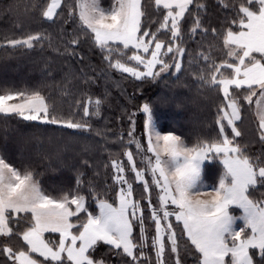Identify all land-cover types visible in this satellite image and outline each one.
I'll return each instance as SVG.
<instances>
[{"label": "snow or ice", "instance_id": "snow-or-ice-1", "mask_svg": "<svg viewBox=\"0 0 264 264\" xmlns=\"http://www.w3.org/2000/svg\"><path fill=\"white\" fill-rule=\"evenodd\" d=\"M152 3L156 17L146 11V0H110L107 7L100 0H74V4L49 0L42 17L52 23H73L64 44L68 55H77L74 49L82 37H88L109 68L136 80H155L173 70L182 73L186 45L197 43L208 29L201 20L206 6L199 0ZM217 3L226 10L234 8L237 18L228 20L223 30L219 62L210 54H199L209 74L198 79L223 95L214 134L189 146L179 135L158 130L152 107L143 104L146 147L134 137L131 116L128 132L115 137L126 160L110 159L112 183L105 182L102 191L114 193L112 202L101 198L97 185L85 186L82 174L72 189L58 196L47 194L32 171H22L0 155V238L22 241L18 249L0 243V264H108L96 255L101 245L122 258V264H168L169 259L186 264L189 256L192 264H264V0L232 6L225 0ZM62 6L67 9L66 19ZM46 42L50 44V36L37 32L6 39L0 47L33 50ZM81 78L86 85L96 82L83 69ZM84 95L86 102L77 101L72 105L76 111L65 116L39 90L2 91L0 115L89 132L104 100ZM253 106L260 144L255 154L248 142L238 139L244 135L242 114L253 111ZM96 134L108 139L107 133ZM132 145L144 167H138ZM207 162L222 166L216 183L205 182ZM133 181L143 189L140 198L134 196ZM93 205L98 213L90 210ZM234 210H242L243 215H235ZM238 220L243 223L238 225ZM181 239L186 241L183 248Z\"/></svg>", "mask_w": 264, "mask_h": 264}, {"label": "trees", "instance_id": "trees-1", "mask_svg": "<svg viewBox=\"0 0 264 264\" xmlns=\"http://www.w3.org/2000/svg\"><path fill=\"white\" fill-rule=\"evenodd\" d=\"M48 2L49 0H0V44L6 39H16L37 32L49 35L50 44H53L54 40L57 41L55 38H61L63 22L52 23L42 17V10ZM65 2L72 3V0ZM103 2L108 6L110 0ZM199 2L206 6V10L201 12V20L208 32L205 36H198L197 43L189 41L186 45L189 51L186 53L185 61H193L194 67H198L202 61L199 57L201 52L210 54L217 62L223 58L220 54L223 30L229 26L228 20L237 18L234 8L223 9L217 0ZM225 2L232 6L239 5L244 0ZM146 5L149 15L156 17L152 0H146ZM62 10L66 19L67 9ZM72 28L71 21L63 24L66 38H70L67 33H70ZM212 29H216L217 32L213 33ZM88 41L87 37H82L81 44L75 48V51L79 52L77 56H70L64 51L60 52L61 56H54L47 42L39 50L0 47V92L39 90L55 105L57 112L65 116L76 111L72 105L77 101L81 104L86 102L85 93L93 99L104 100L101 115L90 121L92 130L89 132L0 115V154L14 167L22 171L25 168L32 171L42 190L47 194L58 196L61 192L72 189L76 177L82 174L85 186L88 182L97 185L101 198L112 202L114 193H104L102 189L105 182L109 185L112 183L113 170L108 165L110 159L119 157L122 149L121 144L115 142V137L117 134L128 132L131 114H137L139 126H142L141 119L145 118V114L141 113L142 106L148 103L152 107L159 129L164 133L179 135L191 146L198 138L209 133L214 134L217 128L216 113L218 106L223 103V96L212 94V90L202 87L204 82L198 79L202 75L199 70L192 74L191 90L184 92L164 94L168 86L174 88L179 81L173 78L154 86L148 80L133 82V87L119 89L115 94H107L106 98L105 94H96V89L93 94V87H98L100 83L101 72L106 75L107 69L98 56V49L93 48ZM60 42L62 43V40ZM195 61L198 62L197 65ZM202 63L205 64L203 61ZM81 69L95 78V84L86 85L82 82ZM39 85H45L46 90L40 89ZM89 85L91 90L86 92ZM185 85L190 87L188 83ZM246 112L242 114L243 124L248 119ZM98 131L107 133L108 139L97 135ZM238 139L244 141L243 137ZM259 149L258 141L249 145V150L253 154ZM221 173L222 168L218 162H207L203 174L205 182L209 184L218 182ZM82 194L88 195L86 190ZM90 210L98 212L95 205ZM145 215L147 216V212ZM53 238L55 239V236ZM0 243H7L14 249L22 246V241L18 238L8 240L0 238ZM96 255L105 258L108 264H122V258L110 253L108 246L101 245Z\"/></svg>", "mask_w": 264, "mask_h": 264}, {"label": "rangeland", "instance_id": "rangeland-1", "mask_svg": "<svg viewBox=\"0 0 264 264\" xmlns=\"http://www.w3.org/2000/svg\"><path fill=\"white\" fill-rule=\"evenodd\" d=\"M74 2V0H72V3ZM101 2V5L104 6V7H107L103 0H100ZM63 8V6H62ZM61 11V10H58V12ZM44 19V18H43ZM156 25H153V28H155ZM27 36V35H26ZM20 38V37H19ZM88 38V37H87ZM162 38L164 39H167L166 36H163ZM186 38V36H185ZM57 41L54 40V43L53 44H48L49 45V49H51L53 52H54V56L56 55L57 57L58 56H61L60 52L65 51V48H64V44L66 43V40L69 39V38H66L64 36V40L62 38H55ZM62 40V43L60 42ZM88 42H90L89 44L92 45L93 48H95L96 50L98 48H96L94 46V44L92 43V41L88 38ZM223 45V44H221ZM8 47V46H7ZM42 47H36L35 49H40ZM25 50L26 48H20V47H17V50ZM68 51H73V49H69ZM75 51V49H74ZM77 54L79 53L78 51H75ZM223 52H224V49H223V46H222V49H221V55L223 56ZM53 56V57H54ZM77 56V55H75ZM98 56H100V60L101 62L105 65L107 71H106V75L105 73L101 72L100 74V83L98 85V87H93L92 89V92L93 94L95 93L94 90L96 89V94L99 93V94H115V91L119 90V89H126L127 87H133V82H138V81H141V80H136L132 77H129L128 74H121L120 72L118 71H115L111 68L108 67V65L103 61V54L101 53V51L98 49ZM50 58V57H49ZM122 61L124 58H122ZM192 63V64H191ZM191 63L189 64V62H186L184 60L183 62V68H182V73H176L174 70L171 72V73H165L163 74L161 77L155 79V80H152V79H147L148 81H150L149 83L151 85H157L159 83H165V81H170V80H173L177 78V76L180 77L179 81L176 83L175 87L172 88V87H169L167 88V92H165L164 94H174V93H177V91H181V92H184V91H187V90H191V87H192V74L194 73L195 74V71L199 70L200 73L202 75H208L209 73L207 72L206 70V66L205 64L203 65L202 61L199 63V66L198 67H194L193 66V61H191ZM195 65L198 64V62H194ZM144 81V80H143ZM185 83H188L190 87H187L185 85ZM92 85V84H91ZM138 86V85H137ZM136 86V87H137ZM202 87L208 89V90H212V94H222L218 89L216 90H213L212 87L208 86L207 84L203 83L202 84ZM39 88L40 89H43V90H46V86L45 85H39ZM91 90V86L89 85L88 88H86V92H89ZM136 90L139 91L138 88H136ZM42 94H44L43 92H41ZM223 96V95H222ZM142 113V111H141ZM246 116H248V119H246V121L244 122L245 124H242V127L241 128H244L243 130H241L244 135H243V139H244V142H248L249 145H251L252 143H257L258 141V118L257 116L255 115V111H254V106H253V111H247L246 112ZM131 118L132 120L135 121V133H134V137L136 139H139L142 144L146 147V144H147V139H146V135H145V132H144V124L146 122V115H145V118L142 120L141 119V122H142V126H139V123H138V119H137V114L134 113V115L131 114ZM153 121H154V125L156 126V128L158 130L159 127H158V124L154 118V115H153ZM131 125H129V128H130ZM161 131V130H160ZM162 132V131H161ZM164 133V132H162ZM175 134V133H173ZM177 135V134H176ZM127 136L125 135V140H124V143L127 144ZM131 149L133 150L134 152V156L137 160V163H138V167H144V165H142L140 163L141 161V156L136 152L135 148H134V145L131 146ZM125 149L122 147L121 151H120V155L119 157H115V159H121V160H126V157L123 156V151ZM1 155V154H0ZM129 175V179H132V175L130 173H126ZM146 178H149L150 180V175L146 173ZM133 186H134V196H136L137 198H140L144 195L143 193V189L141 186H139L138 183H136L135 181H133ZM156 198H157V191H153L152 192V199H153V202L155 203L156 202ZM98 213V212H97ZM146 224L149 225V232L151 233L153 231V228L150 224V222H146ZM177 233L179 235L180 233V229L177 228ZM186 243V241L184 239H181L180 241V244H181V247L183 248L184 244ZM192 257L189 256L187 258V261H186V264H192ZM191 261V262H190ZM168 264H173L172 260L169 259L168 260Z\"/></svg>", "mask_w": 264, "mask_h": 264}, {"label": "crops", "instance_id": "crops-1", "mask_svg": "<svg viewBox=\"0 0 264 264\" xmlns=\"http://www.w3.org/2000/svg\"><path fill=\"white\" fill-rule=\"evenodd\" d=\"M221 168H222V166H221ZM234 214L235 215H243L242 210H234ZM237 223L239 225V224H242L243 222L238 220Z\"/></svg>", "mask_w": 264, "mask_h": 264}]
</instances>
